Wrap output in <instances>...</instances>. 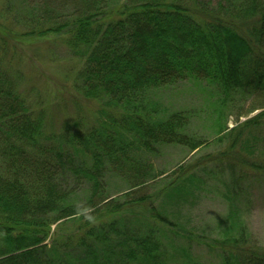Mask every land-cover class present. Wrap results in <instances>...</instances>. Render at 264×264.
Returning a JSON list of instances; mask_svg holds the SVG:
<instances>
[{
    "label": "trees",
    "instance_id": "16d2710c",
    "mask_svg": "<svg viewBox=\"0 0 264 264\" xmlns=\"http://www.w3.org/2000/svg\"><path fill=\"white\" fill-rule=\"evenodd\" d=\"M5 1L12 10H0V264L189 263L190 250L171 251L170 242L191 234L174 230L169 208L199 193L212 166L227 174L230 226L206 247L221 264H264V247L240 215L249 180L264 177V0ZM49 36L63 37L83 62L75 82L84 99L103 104L96 128L74 122L49 133L44 112L25 96L20 48ZM189 80L221 95L217 140L229 145L181 165L158 196L149 194L165 174L134 159L136 151L177 145L192 154L208 145L189 134L186 112L151 102L155 91ZM249 99V116L262 112L227 129L228 104ZM109 173L128 185L120 197L108 193Z\"/></svg>",
    "mask_w": 264,
    "mask_h": 264
},
{
    "label": "rangeland",
    "instance_id": "374dc122",
    "mask_svg": "<svg viewBox=\"0 0 264 264\" xmlns=\"http://www.w3.org/2000/svg\"><path fill=\"white\" fill-rule=\"evenodd\" d=\"M13 6L16 9L22 5L16 1ZM8 7L12 10L8 2L0 0V10ZM22 46L19 51L22 60L17 67L26 77L23 91L31 106L44 112L48 132L60 133L74 122L81 129L84 126L96 128L97 120L103 114V104L98 101L88 102L81 95L75 78L82 69L83 62L71 54L65 39L49 36L43 40L25 42ZM221 98L212 85L194 80L155 91L151 96V102L167 113L186 112L191 117L189 134L206 140L208 145L200 152L192 154L187 148L177 145L156 146L152 153L136 151L132 155L134 159L150 164L156 176L165 174L147 187V193L158 196L162 189L175 180L177 176L174 172L181 165L196 164L205 156L217 155L227 149L229 142L222 143L217 140L219 133L215 113L219 110ZM253 100L229 103L224 110L223 125L232 130L261 113V110L250 116L247 113ZM261 137L264 138V132ZM224 174H218V168L212 166L207 173L200 176L203 183L200 184L199 193L196 192L188 201L180 200L178 205H171L169 208L170 218L175 224L174 230L180 229L184 231L183 234H191V241L180 238L170 242L172 252L181 248L190 250L192 260L186 264H221L217 254L208 250L205 243L219 239L222 231L230 226L227 219L229 205L223 184L227 174ZM106 183L108 193L112 196L120 197L128 190L125 180L113 173L108 174ZM246 187L248 190L245 200L249 202L245 209L242 208V222L254 239L264 247V177H252ZM175 253L181 256L178 251ZM182 260L175 258V264H184Z\"/></svg>",
    "mask_w": 264,
    "mask_h": 264
}]
</instances>
